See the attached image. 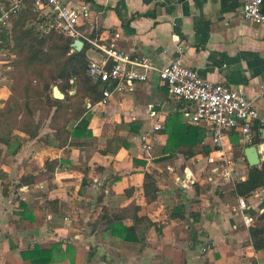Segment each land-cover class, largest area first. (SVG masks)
Here are the masks:
<instances>
[{
    "label": "crops",
    "instance_id": "crops-1",
    "mask_svg": "<svg viewBox=\"0 0 264 264\" xmlns=\"http://www.w3.org/2000/svg\"><path fill=\"white\" fill-rule=\"evenodd\" d=\"M62 2L81 13L78 31L100 45L148 57L160 67L179 58L203 80L243 91L257 108L256 123L264 129V94H260L264 88V25L244 21L239 0ZM86 55L90 60L102 56L90 45ZM9 95L1 83L0 109ZM96 105L104 112V119L125 125L131 139L123 150L107 141L98 154L85 157L81 170L74 147L58 149L52 137L40 141L23 135L26 139L16 141L18 152L9 153L10 165H3L0 158V170L6 167L2 172L7 181L16 183L7 187V196H3L0 179V264H30L22 260L21 252L34 246L49 249L55 244H59V252L54 250L50 264H264V250H253L232 192L234 183L247 177L244 150L256 143L255 130H251L249 140L239 129L228 131L221 150L212 145L208 154L188 160L176 155L167 165H173L178 173L188 168L194 181L195 171L212 161L223 163L217 185L198 180L197 185L177 186L169 182L171 174L167 178L149 170L156 158L149 160L140 141L142 134L161 123L162 130L151 136L150 152L155 140V148L162 154L167 140L165 121L184 106L169 96L157 74H151L132 93L115 95L103 107ZM92 112L87 109L89 129ZM198 127L206 132L201 146H211L207 130ZM129 129H139V133L132 134ZM235 153L241 157L234 159ZM54 159L58 166L53 173L42 169L45 161ZM225 159L232 163L230 181L223 179ZM215 171H210L213 177ZM145 173L153 177L158 188L153 200L143 194ZM24 176H32L36 183L17 187ZM213 177L207 181L211 179V183ZM20 203L28 211L24 212ZM247 203L255 216L264 207V190H257ZM103 208L109 215L126 211L122 221L126 227L133 226L136 217L147 219L136 226L139 241L125 242L113 236L102 222L94 227Z\"/></svg>",
    "mask_w": 264,
    "mask_h": 264
},
{
    "label": "trees",
    "instance_id": "trees-1",
    "mask_svg": "<svg viewBox=\"0 0 264 264\" xmlns=\"http://www.w3.org/2000/svg\"><path fill=\"white\" fill-rule=\"evenodd\" d=\"M0 43H5L8 52L14 56L10 67L13 68L12 80L15 83L11 87L4 107L0 109V144L10 149L14 131L20 132L29 140L40 138V126L35 122L30 108L31 102L53 109L52 120L63 118V123L56 128L55 134L50 136L53 137L58 149L68 146L72 140L91 137L92 132L89 129L91 116L87 114V109L98 104L102 95L98 85L93 84L86 76L90 63L86 55L89 45L85 43L80 52L73 51L71 48L73 39L63 37L54 29H50L48 17L34 10L32 0H21L20 10L10 18L8 27L0 33ZM70 80H73V83H70ZM54 86L64 94L63 100L52 98ZM72 92L74 93L71 95ZM86 101L89 102L88 108ZM182 108L183 106L180 105L165 121L163 133L167 136V140L161 156L155 160L157 165L168 166L167 164L171 163L178 154L188 160L197 154H208L213 148L218 150L215 147L201 146L206 132L201 127L184 122ZM251 129L258 134L256 143L264 144V140L259 137V131L263 127L255 122ZM128 131L132 134L139 133V129ZM44 138L47 139V136ZM19 149L18 145L11 153L16 154ZM57 166L58 161L55 159L44 163L49 173H53ZM0 179L3 196H7L8 184L3 186L4 180L2 177ZM144 180V197L155 199L158 188L153 177L145 173ZM33 183L32 176H24L19 179L17 187L29 186ZM259 189L264 190V161L257 167H248L246 179L234 183L232 192L237 197L249 200ZM19 206L24 212L28 211L24 203H20ZM125 216L126 211L109 215L103 208L94 227L102 222L113 236L125 242H138L136 226L148 221L136 217L134 225L126 227L122 224ZM248 234L253 250L263 251L264 211L248 228ZM58 247L59 244L51 245L49 249L34 246L31 250L21 252L20 255L24 262L30 264H50L54 250L59 252Z\"/></svg>",
    "mask_w": 264,
    "mask_h": 264
},
{
    "label": "built area",
    "instance_id": "built-area-1",
    "mask_svg": "<svg viewBox=\"0 0 264 264\" xmlns=\"http://www.w3.org/2000/svg\"><path fill=\"white\" fill-rule=\"evenodd\" d=\"M33 8L48 17V27L57 34L71 39H79L102 54L98 60H90L86 76L98 85L102 98L98 105H106L115 95L132 93L135 88L146 83L151 74L167 89L171 98L183 102L181 110L186 123L203 126L215 148L223 149V138L228 131L239 129L243 137L249 140L252 125L259 119L257 108L243 91L227 85L211 83L200 78L195 71L182 65L179 58L160 67L153 59L132 53H125L114 46L100 45L88 39L77 29L81 13L63 4L62 0H32ZM240 16L256 25H264V0H239ZM21 8V0H14L9 8L0 6V28L9 24L10 18ZM73 83V80L69 81ZM261 95L264 94V88ZM162 130L161 123H155L149 132L141 135L143 149L152 150L151 136ZM152 158H149V160ZM223 179H232L231 161L224 160ZM167 171L177 186L191 183L192 173L184 168L178 173L173 167ZM217 174V171L214 172ZM211 180V179H210ZM209 180V181H210ZM237 211L244 227L249 228L255 217L249 212V204L237 197ZM264 207L258 211L261 214Z\"/></svg>",
    "mask_w": 264,
    "mask_h": 264
},
{
    "label": "rangeland",
    "instance_id": "rangeland-1",
    "mask_svg": "<svg viewBox=\"0 0 264 264\" xmlns=\"http://www.w3.org/2000/svg\"><path fill=\"white\" fill-rule=\"evenodd\" d=\"M12 2H14V0H5V2L1 3V5L9 8V5ZM8 25L0 28V33L2 30L6 29L8 27ZM90 55L93 58L97 57L93 52H91ZM13 60H14V56H12L8 52V50L5 47V43H0V84L4 83V85L6 86L7 92H10L11 87H13V85L15 84V83H13V80H12L13 68L10 67ZM3 77L5 78V81L1 82V79ZM73 93L74 92H72L71 95ZM5 103H6V101L4 102V104ZM87 104H89L88 101H86V106H87ZM101 107H103V105ZM30 108L33 112L35 122L38 123V125L40 126V134H39V136H40L39 140L40 141H44L46 139V138H44L46 135H47V138H50V136H53L56 132V128L59 127L63 123V118H58L55 120L51 119L53 111H54L53 109H49L48 107H46L42 104H35L34 102L30 103ZM91 110L93 111L92 112L93 118H92L91 126H90L91 127L90 131L92 132V134H91L92 136L85 138V139H81V140H72L71 143L67 146V147H74V149L77 151L76 152L77 157H75V158L77 159V161H80L79 163L81 165V170H82V167L86 165V164H84L85 157H88L89 155L91 156L93 154H98L100 152V150L105 147V144L108 143L109 141L115 142V145L118 146V149L123 150V148H126L124 146V143L128 142L129 139H131L130 135H128V132H127L124 124H122V123L117 124L116 122H113L111 118L104 119L103 118L104 112L99 108L93 107V108H91ZM19 119L20 118H18V121H19ZM22 119L25 120V118H23V116H22ZM41 133H48V134H42L43 136H41ZM22 139H26L23 136V134H21L18 131H14L10 149L0 145V158H2V163H4L3 165H5V166L10 165L11 162H9V160L7 159L9 157V153H11L14 150V148L16 147V141H18V140L23 141ZM51 139H53V137ZM153 141L155 143V146H157L158 143L155 142V140H153ZM152 143L153 142L151 141V144ZM210 144H211L210 147H212L213 144L211 141H210ZM155 146H154V151L149 152V153L146 152L147 157H149V158L155 157L157 159V157L160 156L161 151L156 150ZM232 157L235 159V157L239 158L241 156H238V154L235 153L234 156H232ZM242 160H243V158H242ZM221 163H222V161H220V162L212 161L211 163L208 164V166H206L205 169L202 168V170L200 172L195 171L194 172L195 181L192 180L191 185L192 186L195 184L197 185L198 180H200V181L202 180L201 182H204V185H208V186L217 185L219 183V181L221 180L219 177L220 172H222L221 167H222L223 163L222 164ZM155 167H157L159 170H155L154 169ZM168 167H174V166L173 165L162 166V165H156L155 164L154 167H149L150 168L149 170L150 171L152 170V173H154V174H162V175H165L167 178H169V176H168L169 174L167 171ZM4 169H6V167L2 168V170H4ZM42 169H45V167ZM213 169L218 170L216 176H214V177L210 173V171H212ZM2 170H0V176L1 177L4 176L3 180L6 181V182H4L3 186L6 184H8V187L16 186V183H11V182L7 181V178L5 177V174H3ZM39 173H40V171H39ZM42 173H43V170H42ZM209 177H213V181L211 183L209 181H207V179ZM37 179H40V176L37 177ZM168 180H169V182L174 183L173 178L168 179ZM234 182L235 181H233V183ZM37 184H39V183H37ZM228 185L230 187L231 182ZM223 188H225V187H223ZM258 216H259V213L258 212H257V214L255 213L254 217L257 218Z\"/></svg>",
    "mask_w": 264,
    "mask_h": 264
},
{
    "label": "water",
    "instance_id": "water-1",
    "mask_svg": "<svg viewBox=\"0 0 264 264\" xmlns=\"http://www.w3.org/2000/svg\"><path fill=\"white\" fill-rule=\"evenodd\" d=\"M83 42L79 39H74L71 48L75 52H80L83 49ZM52 98L55 100H63L64 94L57 86L52 88ZM261 139L264 140V129L261 130ZM244 156L248 167H257L264 161V145L251 144L244 150Z\"/></svg>",
    "mask_w": 264,
    "mask_h": 264
}]
</instances>
